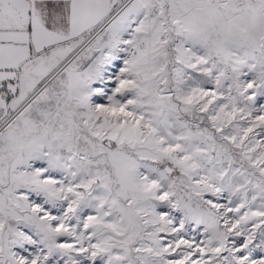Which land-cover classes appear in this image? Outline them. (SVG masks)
Segmentation results:
<instances>
[{"label": "snow or ice", "instance_id": "1", "mask_svg": "<svg viewBox=\"0 0 264 264\" xmlns=\"http://www.w3.org/2000/svg\"><path fill=\"white\" fill-rule=\"evenodd\" d=\"M0 264H264V0H0Z\"/></svg>", "mask_w": 264, "mask_h": 264}]
</instances>
